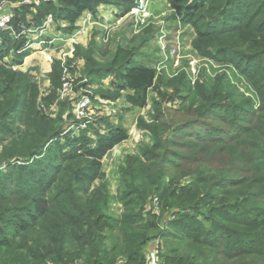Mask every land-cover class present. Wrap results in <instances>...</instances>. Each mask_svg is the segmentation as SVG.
I'll return each instance as SVG.
<instances>
[{"label": "trees", "instance_id": "1", "mask_svg": "<svg viewBox=\"0 0 264 264\" xmlns=\"http://www.w3.org/2000/svg\"><path fill=\"white\" fill-rule=\"evenodd\" d=\"M245 1L249 8L250 0ZM183 2L169 0L188 24L207 5L210 19L198 33L213 39L208 46L216 54L244 48L241 36L257 37L251 46L260 50L261 64L245 74L261 78L259 110L254 121H235L228 129L204 127L210 110L220 115H214L217 119L226 115L224 121H232L229 105L216 102L221 91L205 82H198L193 92L189 89L184 100L188 104L180 110L157 109L154 103L155 115L144 126L150 142L139 154L128 156L119 171L120 215L109 209L102 161L127 140L126 133L116 129L101 137L94 131V142L87 134L67 137L61 117L46 120L44 110L33 111L37 86L27 73L13 69L27 56L18 53L25 39L13 40L9 32L0 35V121L5 118L11 124L4 125L10 142L0 156L6 170L0 169V264H145L144 250L154 240L166 245L167 251L160 253L163 264H264V208L245 209L264 202V27L239 24L246 13L239 18L233 8L242 0H200L188 6ZM257 2L262 7L250 15L252 24L264 10ZM101 5H116L124 15L133 1L56 0L41 4L32 23L39 25L50 14L70 32L84 13ZM26 11L16 13L14 30L26 24ZM12 48L17 57L10 56ZM91 53L78 51L92 77L103 67L91 61ZM123 54L127 51L119 47L105 67L110 73L121 69L119 90L126 92V103L145 109L157 72L141 61L114 71ZM221 107L225 114L216 113ZM67 116L73 118L71 112ZM155 198L157 214L148 210ZM235 202L238 205L231 207Z\"/></svg>", "mask_w": 264, "mask_h": 264}, {"label": "rangeland", "instance_id": "2", "mask_svg": "<svg viewBox=\"0 0 264 264\" xmlns=\"http://www.w3.org/2000/svg\"><path fill=\"white\" fill-rule=\"evenodd\" d=\"M26 1H30L31 5L22 4ZM55 1L19 0L13 2L12 0H0V4H3L5 9L15 8V14L19 10H27L24 12V17L29 24L32 23V18L38 13L41 4L54 3ZM259 1L264 4V0ZM194 3L199 5L200 0H184L183 2L186 6ZM249 5L247 8V2L242 0L238 9L233 8L234 11L239 12V18L246 13L245 22H241L239 19V24L244 28L246 22L251 24V27H264L263 9L259 16L260 19L256 18L254 24L251 23L253 18L250 17L255 9L262 5L257 0H250ZM115 6L101 5L90 15L84 13L70 32L64 31L68 27L66 23H58L55 21L56 17L47 14L45 18L50 15L55 24L52 23L49 29L43 30L41 35L37 34L40 38H36V41L33 42L35 43L34 48L31 45L29 49L24 48L25 51L20 52V55L27 56L23 58L19 56L23 62L21 66L13 67V69L27 73L31 77L30 81L37 86L36 92L32 94L35 104V108L32 110L35 111L37 108L44 110L42 115L46 120L55 121L61 117L64 122V134L67 137L73 138L87 134L94 142L96 139L94 131H98L101 137L107 136L116 129L126 133L127 140L108 152L102 161L105 174L102 183L106 185L109 192V209L116 215H120L122 201L118 195L119 171L128 156L139 154V149L147 146L150 142V135L144 126L155 115L154 103L158 105L157 109L180 110L188 104L184 100L189 94V89L193 92L198 82H205L208 86H214L218 91H221L219 96L221 99L217 98L216 102L229 105L230 110L227 116L232 121H224L226 115L219 120L214 116L217 114L210 110L206 114L203 126L228 129L234 125L235 121H241L240 123L244 124V121L254 119L253 114L259 110L262 94L257 93L258 83L261 81L259 74L249 75L254 72L255 66L261 64L258 54L260 50L251 46L257 41V37L253 34L241 36L244 48L237 46L233 52L225 51L223 54H216L210 48L211 46H208V41L213 39L200 37L198 33L201 26L210 19L205 14L207 5L204 6V9L198 10L199 15L190 24L185 20L186 15L177 14V11L169 4V0H147V7L143 8L145 13L141 11L145 17L143 21L139 14L131 11L132 9L121 15L118 7ZM133 7H135L134 1ZM83 26L84 34L81 33ZM43 40L48 41L49 45L44 46ZM71 40H74V43ZM233 40L237 43L238 36ZM41 42L43 43L40 44ZM70 44L73 45V52L68 54ZM119 47L127 51V54L121 55L114 66V71L126 67L130 62L141 61L155 68L157 72L158 80L153 89L148 92V106L145 109H134L126 103L124 99L126 92L119 90L121 69H118V72L110 73L107 71L110 68L105 67L111 62L113 54ZM89 50L93 51L90 57L91 61L103 67V72L92 77L86 74L87 71L84 68L86 61L81 60L82 56L78 55V51L80 53ZM10 51V56L16 55V48H12ZM47 55L52 56V62L47 60ZM61 55L66 56L64 66L62 63L60 66L56 64L60 62ZM10 56L5 59L7 62L10 60ZM55 66L58 67V70ZM65 67L70 79V93L62 97L59 90ZM247 70L251 72L246 75ZM82 97L89 99L91 107L86 111L85 118L78 121L74 118L73 107L75 102ZM225 97L228 98L225 99ZM224 111V108L221 107L216 110V113L225 114ZM70 112L73 116L71 119L67 116ZM139 118L143 120L141 126L139 124L138 127ZM0 122L2 123L0 139L4 140L3 143H0L1 156L2 150L8 147L10 142L6 136L7 128L5 126L11 124L5 118H2ZM81 123V126H75L73 129L69 127ZM214 132L215 136L221 137L220 132ZM262 133L263 137L264 130ZM52 147L54 148V146ZM31 163L32 159L29 161V164ZM1 167H3V163H0V169H3ZM241 168L244 167L241 166ZM4 169L3 171H6ZM244 176L249 180L254 177L253 174L241 177ZM99 184L101 183L96 185ZM218 194L221 195L220 190ZM251 201L257 200L252 199ZM151 202L154 203L148 210L157 214L159 210L156 207V198ZM237 202L233 203L231 207L238 205ZM242 206L244 205L242 204ZM247 207L245 209L264 208V202H256L253 206ZM3 225L0 223V227ZM160 244L158 264H163L160 253L162 249L165 253L167 248L164 242L160 241ZM149 253L148 248H145V264L148 262Z\"/></svg>", "mask_w": 264, "mask_h": 264}, {"label": "built area", "instance_id": "3", "mask_svg": "<svg viewBox=\"0 0 264 264\" xmlns=\"http://www.w3.org/2000/svg\"><path fill=\"white\" fill-rule=\"evenodd\" d=\"M135 3V7L132 8V12H135L137 14H139L142 17V21L144 20V16L143 13L145 7H147V0H133ZM23 5H31L30 1H26L22 3ZM36 5V4H35ZM143 13H142V12ZM85 14L90 15L91 12H86ZM16 14H15V8H10V9H5L3 4H0V35L4 32H9L11 38L13 40H17V39H25V46L24 48L29 49L30 46L32 45V47L34 48V41H36V38H40L41 33L43 32V30L45 29H49V27L51 26V24H55L52 21L51 16L49 15L47 18H44L42 23H40L39 25L35 24V23H27L24 24H20L19 25V29L14 30L13 29V20L15 18ZM90 24V23H89ZM108 29V27H107ZM84 31V32H83ZM81 33H85V28L83 26V30L81 31ZM38 34V35H37ZM72 43H74V40H71ZM33 43V44H32ZM43 42H41L40 44H42ZM38 44V45H40ZM47 45H49V42H47ZM21 49L18 53H20L21 51H25V49ZM71 52H73V45L70 44V49L68 54H70ZM67 54V55H68ZM47 60L52 62V56L51 55H47L46 56ZM60 64L62 63L63 66L66 63V56L61 55L60 57ZM59 93L62 97L67 96L70 93V79L67 76V68H64L63 74H62V78H61V89L59 90ZM91 107L90 101L88 98L86 97H82L80 99H78L75 102V105L73 107V115L74 118H76V120L78 121H82L85 116H86V111L89 110ZM81 124L79 125H75L73 124L71 127L72 129L75 128V126H81ZM154 247L152 249H149V257H148V262L147 264H158V252L160 250V241L156 240L153 241Z\"/></svg>", "mask_w": 264, "mask_h": 264}, {"label": "crops", "instance_id": "4", "mask_svg": "<svg viewBox=\"0 0 264 264\" xmlns=\"http://www.w3.org/2000/svg\"><path fill=\"white\" fill-rule=\"evenodd\" d=\"M43 41H44V40H43ZM47 42H48V41H44V44H43V45H44V46L47 45ZM45 43H46V44H45ZM153 247H154L153 242H150L146 248H148V250H149V249H152Z\"/></svg>", "mask_w": 264, "mask_h": 264}]
</instances>
